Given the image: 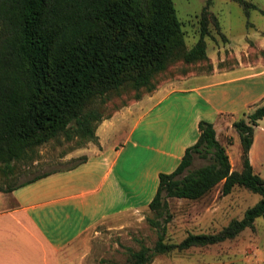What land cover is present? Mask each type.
<instances>
[{
    "label": "trees",
    "instance_id": "16d2710c",
    "mask_svg": "<svg viewBox=\"0 0 264 264\" xmlns=\"http://www.w3.org/2000/svg\"><path fill=\"white\" fill-rule=\"evenodd\" d=\"M233 1L247 17L258 9L250 0ZM208 5L209 0L200 14L199 39L188 48L174 0H0V191L11 192L56 171L10 182L16 163L36 159L38 148L52 140L80 139L77 148L98 143L97 128L117 111L105 117L101 106L114 95L132 89L136 102L158 89L156 77L171 64L209 60L210 24L220 25ZM262 119L264 103L233 121L242 145L241 171L233 170L214 123L201 120L197 141L176 169L160 174L149 207L162 214L167 198L200 199L220 183L222 195L243 186L259 194V202L216 234H189L179 244L166 243L160 234L153 248L143 245L130 252L128 264L234 238L264 215V179L250 159ZM197 157L208 163L192 168ZM86 160L83 156L74 166Z\"/></svg>",
    "mask_w": 264,
    "mask_h": 264
},
{
    "label": "rangeland",
    "instance_id": "374dc122",
    "mask_svg": "<svg viewBox=\"0 0 264 264\" xmlns=\"http://www.w3.org/2000/svg\"><path fill=\"white\" fill-rule=\"evenodd\" d=\"M251 1L259 5L247 17L243 7L233 0H209V9L218 17L220 25L217 27L214 22L210 24L211 32L206 37L209 60L195 64L182 61L171 64L168 70L156 77L157 87L183 81L187 82L186 85L213 81L215 77L211 75L217 69H243V65L249 63L261 64L259 68L264 69V10L261 9H264V0ZM174 3L177 15L184 24L187 47L192 48L199 39L200 14L208 0H174ZM254 29L260 31L261 38L245 41L246 31L255 35L257 30ZM136 96L137 93L132 89L114 95L106 105L101 106L103 116L132 105ZM254 109H245V113ZM243 112L236 116H241ZM131 124H126L111 145L124 142ZM232 124V117L222 118L223 127L218 139L227 145L233 170L241 171L242 145L239 132ZM80 141H68L61 137L60 140L42 145L38 148L36 159L16 163L10 178L11 184L74 165L83 155L68 156L80 149L77 148ZM90 143L85 142L83 146L87 147ZM253 144L250 150L251 163L254 171L264 179V119L255 127ZM207 163L208 160L197 157L192 168ZM221 188L222 183L196 200L169 197L168 206L162 214L152 211L148 205L107 218L91 228L84 240L80 239L62 251L53 250L45 234L27 217L21 218L22 222L19 223L12 216L3 215L4 198L10 207L14 203L11 195H6L0 199V263L13 260L19 264H128L130 252L139 250L143 245L153 248L160 234H164L166 243L179 244L189 234L219 233L232 220L242 219L246 210L261 199L259 194L243 186H236L228 195H222ZM147 264H264V215L234 238L158 254Z\"/></svg>",
    "mask_w": 264,
    "mask_h": 264
},
{
    "label": "crops",
    "instance_id": "0c3cea01",
    "mask_svg": "<svg viewBox=\"0 0 264 264\" xmlns=\"http://www.w3.org/2000/svg\"><path fill=\"white\" fill-rule=\"evenodd\" d=\"M254 30L255 35L246 31L245 41L261 38L260 31ZM260 65L217 69L211 75L215 79L205 83L166 84L123 107L100 123L98 143L91 142L68 156H87L85 162L58 169L11 192L0 191V199L11 195L14 200L10 207L4 198L2 214L19 223L27 217L45 234L53 250L62 251L84 240L101 221L148 206L160 174L173 172L186 149L197 141L201 120L214 123L218 137L223 117L234 121L239 112L264 103ZM129 122L124 142L111 145ZM8 261L0 264H19Z\"/></svg>",
    "mask_w": 264,
    "mask_h": 264
}]
</instances>
